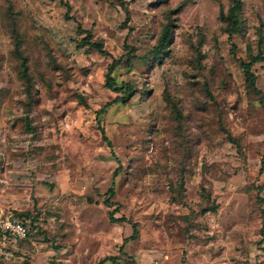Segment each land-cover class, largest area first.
<instances>
[{"label":"rangeland","instance_id":"374dc122","mask_svg":"<svg viewBox=\"0 0 264 264\" xmlns=\"http://www.w3.org/2000/svg\"><path fill=\"white\" fill-rule=\"evenodd\" d=\"M62 1L70 19L59 0H0V217L28 229L0 235V264H264V61L262 98L240 66L264 54V0H241L231 41L230 0ZM119 58L137 92L105 107Z\"/></svg>","mask_w":264,"mask_h":264},{"label":"trees","instance_id":"16d2710c","mask_svg":"<svg viewBox=\"0 0 264 264\" xmlns=\"http://www.w3.org/2000/svg\"><path fill=\"white\" fill-rule=\"evenodd\" d=\"M230 1H231V5L228 9L227 15L224 16V14L221 12L220 16L223 19L226 18V20L228 21L226 32L228 34V39L231 41V38H232L234 32L236 31V27L238 24L237 12L241 7V0H230ZM59 2L63 6L66 7L65 17L67 19H70V17H69V12L71 9L70 5L66 2H63L62 0H59ZM183 7H184V3L182 2L181 4H179L175 8V11H180ZM123 8H124V6H123ZM173 25H174V21L169 19L168 22L163 27V29H162L159 37H158L157 44L151 51L155 59H159L161 57V55L168 53V51H169L168 46L170 44V40H171V36H172L171 35L172 34L171 29H172ZM76 31L78 33H84L85 34V37L80 41V44L82 46H89V47L95 49L98 53L103 54V55L107 54V52L104 50V44L102 41H97V42L91 41L92 35H91L90 31L83 29L80 25L77 26ZM261 44H262L261 41H259L257 54H255V55L249 54L248 55V61H243V60L240 61V66H241V69L243 72V76L245 78V83L248 87L247 89L253 91L255 94L259 95L262 98L263 93L259 89H257V87H256V76L252 70V67L254 64L264 61V54L262 52ZM232 48H234V45H232ZM133 52H134V48L131 47L129 52L125 53L127 63H129L130 60L132 59ZM121 63H122V58H119V59H113L112 62L108 65L106 77H105V87L107 89H109L110 91H112L116 94H120V95L117 96L115 99H113L111 102L107 103L105 105V107L110 106L112 104H125L128 101H130L132 99V97L137 92V89L130 83H121V85H117L115 78L112 76V73L121 66ZM100 130H101L103 140L107 143V146L111 149L112 145H111L110 141L104 135L103 129L100 128ZM261 166H263V161L261 162ZM116 175H118V171H116L114 173V176H116ZM108 193H109V196H113L114 195V188L110 187L108 189ZM105 205L110 208L113 206V203H111L109 201V199H107V200H105ZM215 210H216V207L213 206L212 208L207 209L206 212H210V211L214 212ZM114 212L115 211L109 212V221L111 223H122V222L130 223V221H128L125 217H121L118 219L114 218ZM20 216L29 217V214L23 213V214H20ZM32 221H34V219H32ZM22 223L24 224L23 221H22ZM130 224L132 226L133 233H132L131 237L124 240V244L126 242H128L129 240L136 239V237L138 235L137 225L135 223H130ZM111 259H113V258L112 257L104 258L101 261H99L98 264H103L104 262L109 261Z\"/></svg>","mask_w":264,"mask_h":264},{"label":"built area","instance_id":"2783aa9c","mask_svg":"<svg viewBox=\"0 0 264 264\" xmlns=\"http://www.w3.org/2000/svg\"><path fill=\"white\" fill-rule=\"evenodd\" d=\"M27 234V227L18 219L14 217H0V235L2 237L18 239L24 238Z\"/></svg>","mask_w":264,"mask_h":264}]
</instances>
